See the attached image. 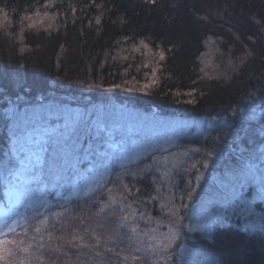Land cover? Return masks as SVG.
Instances as JSON below:
<instances>
[{"label":"trees","instance_id":"trees-1","mask_svg":"<svg viewBox=\"0 0 264 264\" xmlns=\"http://www.w3.org/2000/svg\"><path fill=\"white\" fill-rule=\"evenodd\" d=\"M110 103L205 118L212 129L118 161L87 193L64 186L82 179L81 135L49 146L38 115L22 111L68 105L87 112ZM247 123L259 127L264 145V0H0V240L17 242L6 245L14 256L0 264H154L140 246L142 233L166 224L187 234L193 208L219 196L224 170L240 157L255 162ZM36 133L47 139L32 147L38 163L17 175L40 179L25 184L19 201L14 164L25 155L18 153L24 137ZM50 149V156L67 154L57 160L61 174L49 170ZM68 153L71 168L61 165ZM209 159L213 182L201 174ZM74 173L78 180L66 182ZM244 182L240 176L232 184ZM261 193L259 205L246 193L250 205L209 211L159 264H264ZM181 243L194 250L182 262Z\"/></svg>","mask_w":264,"mask_h":264},{"label":"rangeland","instance_id":"rangeland-1","mask_svg":"<svg viewBox=\"0 0 264 264\" xmlns=\"http://www.w3.org/2000/svg\"><path fill=\"white\" fill-rule=\"evenodd\" d=\"M245 112L243 113L245 114ZM22 114L25 116L38 115L40 126L49 135V141L47 142L46 134L23 135V137L25 136V144H23L25 146L22 150L19 149L18 153L25 155L24 157H19V160H22L20 161L21 164H14L15 172H12V177L16 178V180L18 179L20 183V189L15 190V195L19 196V201L24 197L23 187L25 184L32 180L40 179L25 173L17 175L20 169L25 172L27 169H32L31 165L38 163L34 155L36 151L32 149L34 146L38 148L37 146H43L47 142L49 146L53 143L60 148V146L66 145L65 140L68 144H73L81 135V141L84 150H86L84 156H82L83 161H81V165L78 166L77 170L83 176L82 179L77 181L78 183H64V186L66 185V187H71L74 190L83 189L87 193L95 188L96 183L106 178L118 161H136L152 150H165L167 148L166 145L175 141L177 137L196 134L206 128L212 129L211 121L205 118L183 119L181 117H173L171 119L168 116L152 115L149 111L141 108L117 103L97 105L90 108L87 112H73V109L68 105L37 106L34 108L28 106L22 111ZM246 114L248 120L251 121L253 117L247 112ZM16 126L18 125L13 124L11 128ZM246 127L248 132L245 134V139H247L246 142L251 144L248 152L253 156L255 162H245V159L240 157L236 166H230L225 170L223 167L224 174L216 180L220 181L219 186L222 185V187H218L220 193L216 191L219 196L217 197V193H213L205 198L202 201L203 203L201 202L193 208L195 211H192L191 216L195 222L186 225L187 234L180 232L176 225L166 224L149 226L142 233L140 246L144 250L143 253L148 252L150 254L154 264H159L160 260L164 263L163 252L166 251L165 249L174 247L179 240L182 242L183 238L181 236H184L185 239L188 238V235L193 233V227H198L205 219L203 216L207 215L209 211L221 208V206L230 209L231 206L235 207V205L241 206L243 204L242 207L250 205L245 196L246 193L251 194L250 200H252V203L255 202L256 205H259V198H261L259 192L261 191V194L264 195V145L259 144L258 146L257 143L261 134L259 127H255L254 123H247ZM103 136H105L106 140ZM85 138L89 139L86 143L83 142ZM257 149L258 151L255 152ZM259 149L262 151V157ZM51 153H54V150L50 149L45 156L48 159V163L49 160L52 162L49 165V170L52 173H56L59 166L57 160L67 154L61 149L58 153L50 156ZM69 153L66 163L62 159L61 165L71 168L72 161ZM174 159L178 160L179 156L174 155ZM210 159L209 162L204 163L201 174L202 176L204 175L203 177L212 178L211 182H213V179L216 178V171L213 169L215 161L212 158L213 166H209ZM221 162L223 165L226 164V161ZM10 173L11 170L7 174ZM57 174H61V172ZM240 176L245 181L244 184L234 187L235 184H232V182L234 183L236 178ZM77 178L79 176L74 173L73 176L69 174L65 180L66 182H76ZM230 184L231 186H228ZM9 203L11 204V202ZM214 220H219V217H215ZM193 251L181 243L176 255L180 254V261L182 262L185 258L191 259Z\"/></svg>","mask_w":264,"mask_h":264},{"label":"snow or ice","instance_id":"snow-or-ice-1","mask_svg":"<svg viewBox=\"0 0 264 264\" xmlns=\"http://www.w3.org/2000/svg\"><path fill=\"white\" fill-rule=\"evenodd\" d=\"M153 2H154V0H153ZM160 57H161V59H163V53L160 54ZM147 86L148 85H145V87H147ZM36 231H40V229L37 228ZM2 234L3 233H0V235H2ZM12 243H17V242L16 241H9V240H0V260L5 259V256H8V257L14 256L13 250L8 248V247H6V245L12 244ZM19 244H23V241H20ZM19 244H18V247H19ZM20 250L24 251V252H27L28 248H22ZM137 251H139V249H137ZM126 259H127V257H126ZM134 259H139V258L137 257V258H134ZM9 264H12V262L9 261ZM21 264H23V262H21Z\"/></svg>","mask_w":264,"mask_h":264}]
</instances>
